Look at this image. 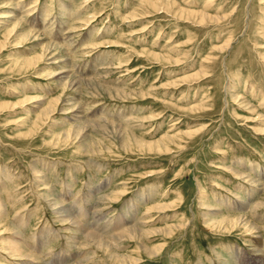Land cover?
I'll return each instance as SVG.
<instances>
[{
	"label": "rangeland",
	"instance_id": "374dc122",
	"mask_svg": "<svg viewBox=\"0 0 264 264\" xmlns=\"http://www.w3.org/2000/svg\"><path fill=\"white\" fill-rule=\"evenodd\" d=\"M131 227L137 264H264V0H0V264Z\"/></svg>",
	"mask_w": 264,
	"mask_h": 264
},
{
	"label": "bare ground",
	"instance_id": "6f19581e",
	"mask_svg": "<svg viewBox=\"0 0 264 264\" xmlns=\"http://www.w3.org/2000/svg\"><path fill=\"white\" fill-rule=\"evenodd\" d=\"M36 60V59H35ZM31 61V60H30ZM31 62H33V61H31ZM30 62V63H31ZM34 63V62H33ZM28 64H29V62H28ZM32 65V64H31ZM52 104V103H51ZM53 104H54V102H53ZM55 107V106H54ZM55 109V108H54ZM54 109H53V111H54ZM165 197V196H164ZM59 205V204H58ZM57 206V204H55L54 205V207H56ZM52 207H53V205H52ZM168 207H170L169 205H166V204H158V205H156V206H154V207H152V208H150L148 211H154V212H157V214H159V213H163L164 211L163 210H165V209H167ZM212 210H218V209H215V207L212 209ZM148 211H146V212H148ZM56 214L57 215H66L65 217H62L61 219H62V222H65L66 223V220L65 219H70V216L71 215H69V211L68 210H65L63 207H61L60 209H59V211H56ZM129 218V217H128ZM244 217H237V222H238V224H240V222H242V221H244ZM152 221H154V220H152ZM151 222V221H150ZM236 222V221H235ZM146 224H148V223H146ZM237 224V223H236ZM234 225V224H233ZM126 226V225H125ZM66 229V228H65ZM71 229V228H70ZM253 229V228H252ZM6 230V229H5ZM9 230V229H8ZM93 230V229H92ZM49 231V230H48ZM145 230H143L142 228H137V227H131V228H128V229H126V230H122V231H120V233H116V235H114V236H110L109 237V240H112L111 242L110 241H108V242H105V241H103L104 239H102L100 236H97V235H95V234H92L93 232H91V233H89V235L88 236H86V239L88 238H90L92 241H95L96 240V242L98 243V244H96V242H95V246H96V248L98 249V250H102V251H104L106 254H107V257L110 259V261L113 263V264H137L138 263V261L140 260H138V258L136 259H134L132 256L130 257V256H126V257H120V256H118V255H116L112 250H113V248H114V246H113V243H115L116 241H114V240H116V239H118V240H122V239H124V238H126L127 240H134V241H140V236H141V234L144 232ZM2 233V232H1ZM7 233V232H6ZM88 233V232H87ZM111 234V233H110ZM106 239V238H105ZM21 240V239H20ZM19 241V240H18ZM105 242V243H104ZM19 244H20V242H19ZM86 244H89V243H83V244H81V247L83 248V246H85ZM105 244H107V245H105ZM78 245V244H77ZM118 246L120 245V244H117ZM3 246H4V244H3ZM10 246L12 247V249L11 248H8V250H6V252L7 251H11L8 255H10L11 254V257H10V259L13 261V260H15V259H19V260H21V261H23V259L26 257V258H30L31 256H29L28 254H26L27 256H25V254H20V252L22 251V249H21V247L19 246L18 247V245L16 244H10ZM87 246V245H86ZM120 247V246H119ZM0 248H2V247H0ZM3 249V248H2ZM120 249V248H119ZM145 250H146V253L149 255V256H154L155 254H156V252H155V250L153 251V252H149L148 251V249L147 248H145ZM255 252H259V249H258V247L257 246H255V250H254ZM23 252V251H22ZM12 253H13V255H12ZM16 253H17V255H16ZM103 253V252H102ZM104 254V253H103ZM259 256H261L262 258H260V260L264 263V257H263V255H259ZM70 257V256H69ZM58 259V258H57ZM62 259V258H61ZM92 259V258H91ZM91 259H88L87 258V260H88V263H91ZM217 260H222V259H220V257H219V255H217ZM71 261V260H70ZM77 262V261H76ZM58 263V262H57ZM61 264H63V260L60 262ZM68 263V262H67ZM77 264H87L85 261H78V263ZM92 264V263H91Z\"/></svg>",
	"mask_w": 264,
	"mask_h": 264
}]
</instances>
